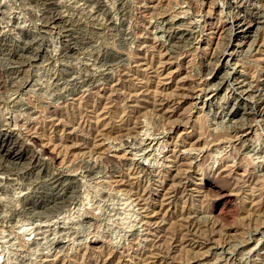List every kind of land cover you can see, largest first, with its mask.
<instances>
[{
    "label": "rangeland",
    "instance_id": "374dc122",
    "mask_svg": "<svg viewBox=\"0 0 264 264\" xmlns=\"http://www.w3.org/2000/svg\"><path fill=\"white\" fill-rule=\"evenodd\" d=\"M0 133V264H264V0H0Z\"/></svg>",
    "mask_w": 264,
    "mask_h": 264
},
{
    "label": "bare ground",
    "instance_id": "6f19581e",
    "mask_svg": "<svg viewBox=\"0 0 264 264\" xmlns=\"http://www.w3.org/2000/svg\"><path fill=\"white\" fill-rule=\"evenodd\" d=\"M207 66H209V65H207ZM210 67V66H209ZM211 70V69H210ZM210 70H209V72H210ZM165 77V76H164ZM164 82V81H163ZM5 86V84H3L2 85V88ZM182 91H183V89H181ZM191 91V90H190ZM180 92V91H179ZM190 95V94H189ZM192 95H190V97H191ZM189 96L187 95V94H185L184 93V91L183 92H180L178 95H176L171 101H168V102H172V104H173V106H177V105H180L183 101H185L187 98H188ZM161 102L163 101V100H160ZM163 104V103H162ZM159 105V104H158ZM254 114H255V112H254ZM254 114H250V115H254ZM249 115V114H248ZM55 121L56 120H54L53 122L55 123ZM53 124V123H52ZM31 129V128H30ZM239 130H241L242 128H238ZM237 129V130H238ZM236 130V129H235ZM238 130V131H239ZM29 132H31V131H29ZM34 133H32V135H33V139L38 143V141H39V138H38V136H37V132H35V131H33ZM0 148L2 149V151H4L5 153H8V154H14V155H18V156H23V155H25V153L23 152V151H21V150H18L15 146H12V145H10V144H7V141L5 140V139H3V137H2V133H0ZM12 144V143H11ZM41 145V144H40ZM42 147H43V152L44 153H47V154H49V156H51V157H53L54 156V152L52 151V150H50L49 149V147H48V145L47 144H42L41 145ZM54 179V178H53ZM62 178H60V177H55V182H54V184L56 185V188L55 189H57V188H60V185L62 184ZM115 181H117L116 183H121L120 181L118 182V180H115ZM53 184V185H54ZM97 189V188H96ZM59 193V192H58ZM57 193V194H58ZM36 196L37 195H33V197L31 198V202L30 203H32L33 205L34 204H36L37 203V201L39 200V198L41 197L42 198V196L43 195H38L37 196V198H36ZM58 196V195H57ZM59 198H61V197H57V198H53V200H52V202L53 201H55V203H53V205L51 206V207H48V208H46V209H48L49 211H45V210H43V211H40V212H33V211H20V212H18V214H19V216L20 217H22V219H23V222L20 224L21 226H22V228H24V226H25V224L27 223V222H31V220H34L35 218H38V217H43V215H47L49 212L50 213H54V212H56V211H59V209L60 208H62L63 207V205H61L62 204V202L63 201H60V200H58ZM55 199H57V201L55 200ZM65 199V198H64ZM48 200V199H47ZM47 200L43 197V199H42V202H41V204H39V206H42V207H44V205H45V203L47 202ZM49 201V200H48ZM121 201L126 205V204H129V200L126 198V197H122L121 198ZM40 202V201H39ZM29 203V202H28ZM64 203V202H63ZM65 204V203H64ZM126 207V206H125ZM39 208V207H38ZM119 212V211H118ZM120 214H122L121 216L123 217V219H124V222L123 223H130V216H131V214H132V212L130 211V209L127 207L126 209H124V210H121V213ZM150 216H151V214H150ZM22 221V220H21ZM5 251V250H4ZM4 253H3V251H0V259H1V257H3L4 255H3ZM8 254V253H7ZM6 256V255H5ZM8 256H9V254H8ZM8 258V257H7ZM7 258H6V260H7ZM10 259V258H9ZM147 259H149L148 257H147ZM155 259V258H154ZM9 262H10V260H9ZM149 264V263H148Z\"/></svg>",
    "mask_w": 264,
    "mask_h": 264
}]
</instances>
